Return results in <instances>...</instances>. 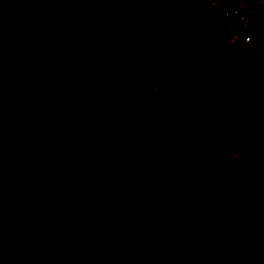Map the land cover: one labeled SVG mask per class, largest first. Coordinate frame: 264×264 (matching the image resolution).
I'll use <instances>...</instances> for the list:
<instances>
[{"label": "trees", "instance_id": "obj_1", "mask_svg": "<svg viewBox=\"0 0 264 264\" xmlns=\"http://www.w3.org/2000/svg\"><path fill=\"white\" fill-rule=\"evenodd\" d=\"M20 1L0 11V264H264V249L251 239L262 236L264 213L242 225L248 215L234 216L240 203L228 196L240 192L222 180L219 166L178 157L180 174H165L156 186L145 180L137 149L149 145L150 130L163 143L227 122L222 104L211 105L190 86L171 94L155 123L140 100L127 98L141 86L164 84L129 56L133 50H117L131 46L124 24L147 16L176 47L160 52L156 74L178 59L184 43H194L187 67L196 78L193 59L215 48L212 32L200 31V1L50 0V9H23ZM233 47L252 65L264 62ZM228 220L247 227L231 234L241 253L233 262L224 253L219 260V246H212L225 239Z\"/></svg>", "mask_w": 264, "mask_h": 264}, {"label": "rangeland", "instance_id": "obj_2", "mask_svg": "<svg viewBox=\"0 0 264 264\" xmlns=\"http://www.w3.org/2000/svg\"><path fill=\"white\" fill-rule=\"evenodd\" d=\"M16 1L0 0V11L7 12L9 9L7 4L10 3L12 6L11 4ZM19 5L23 9L26 6H31L32 9H50L52 2L50 0H21ZM202 11L204 15L203 8ZM202 20L204 21L201 23L200 31L203 33L205 30L212 32L215 48L208 54L193 59L194 67H199L200 70L196 78L191 68L187 67V58L190 52L196 50L194 43H184L178 59H172L167 64L165 63L167 68H164L161 74H156L152 68L156 66L155 63L160 61V52L166 51L168 48L170 38L165 36V32L162 34L158 29L159 24L156 21H151L147 16L137 15L134 21H129L130 23L126 24H124L123 18L118 21L119 24L128 25L129 30L126 38L129 39L131 46L129 48L124 46L123 49L117 50H133L129 56L136 62H141V66L144 65L143 67L147 68L148 75L153 74L156 81L160 80L164 84L158 88L141 86L140 89H134L135 94L127 96L129 99H137L142 102L143 107L147 108L145 110L150 122L155 123L158 114L166 111L168 99L173 92H179L180 89L189 88V86L191 91L197 96L205 98L211 105L222 104L221 108L225 110L223 111L224 116L227 117V122L221 129L195 135L189 140L181 137L182 134H173L161 143L159 137L153 135V130H150L145 133L147 137H151L149 145L140 146L137 149H140L139 154L146 162L147 176L145 180L156 186L161 183L160 180H163L165 174L174 176L175 172L176 177L180 174L177 170L179 166L174 163L179 160L178 157H186L184 163L198 165L202 164L201 162H206L204 164L207 166H209L208 163L219 166L222 180L231 182L234 187L238 188L237 192H240L239 196L236 193L228 195L231 202L232 198L235 203L238 200L239 207L232 206L231 203L228 206H231L232 210L238 209L234 211V216L238 214L243 218L248 215L242 225L250 226L249 220L252 221L259 212L264 213V62H255L252 65L245 55L236 51L233 45L228 42L226 29L219 22L207 17ZM75 39H77V35L76 37L71 35V40ZM150 42L155 44L153 52L149 48ZM169 47L172 50L176 48L175 46ZM80 49L88 50L87 47H80ZM139 49L143 51L140 59H138ZM170 54V51H167L165 57ZM122 55L125 56V54ZM85 59L90 60L89 57H85ZM87 63L89 66L93 64L91 61ZM96 70L99 71L97 65ZM119 74L123 75V70L120 69ZM114 75L116 80L112 79L109 83L110 88L113 84L112 90L117 87L119 80L118 74ZM110 77L114 78L113 74ZM170 180L172 182L174 178H170ZM243 194H246L248 198H243ZM213 195L217 196L216 198L226 197L224 192H217ZM227 199L229 202V197ZM227 223L229 224L225 227L222 235L225 239L212 241V246H219V260L220 255L224 253L222 257L233 262L236 258H240L241 253L233 241L231 243L233 239L231 234L235 228L237 231H243L247 227L242 228L239 223L234 225L232 220H228ZM45 224L36 223L35 225L37 228L43 226L46 229L48 224ZM262 231V236H251L253 245L256 244L255 248L262 247L261 250L264 249V229ZM38 233H43V231H38ZM87 241L80 242L78 247L81 252L85 250V247H88Z\"/></svg>", "mask_w": 264, "mask_h": 264}, {"label": "built area", "instance_id": "obj_3", "mask_svg": "<svg viewBox=\"0 0 264 264\" xmlns=\"http://www.w3.org/2000/svg\"><path fill=\"white\" fill-rule=\"evenodd\" d=\"M199 1L204 15L226 29L230 44L251 58L264 61V0Z\"/></svg>", "mask_w": 264, "mask_h": 264}]
</instances>
